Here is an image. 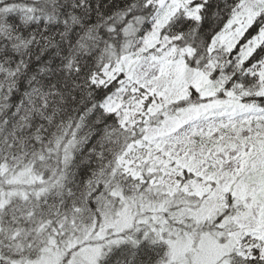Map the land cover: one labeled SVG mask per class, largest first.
Here are the masks:
<instances>
[{"label": "snow or ice", "instance_id": "snow-or-ice-1", "mask_svg": "<svg viewBox=\"0 0 264 264\" xmlns=\"http://www.w3.org/2000/svg\"><path fill=\"white\" fill-rule=\"evenodd\" d=\"M0 264H264V0H0Z\"/></svg>", "mask_w": 264, "mask_h": 264}]
</instances>
